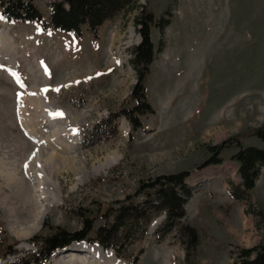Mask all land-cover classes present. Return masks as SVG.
<instances>
[{"label": "rangeland", "instance_id": "374dc122", "mask_svg": "<svg viewBox=\"0 0 264 264\" xmlns=\"http://www.w3.org/2000/svg\"><path fill=\"white\" fill-rule=\"evenodd\" d=\"M50 1L34 0L44 20ZM142 6L155 18L171 14L162 36L150 32L156 56L145 85L154 113L136 131L121 117L98 124L134 105L130 50ZM261 127L264 0H137L78 38L0 16V264L34 253L32 240L57 228L81 231L88 219L95 229L107 206L142 200L140 184L182 171L194 191L182 223L199 232L191 264H232L238 249L264 243V167L246 201L230 196L240 183L231 157L238 145L264 148L254 135ZM225 141L221 164L199 169ZM162 220L123 258L109 255L121 264H186L176 233L155 232ZM92 236L69 247L98 248Z\"/></svg>", "mask_w": 264, "mask_h": 264}, {"label": "trees", "instance_id": "16d2710c", "mask_svg": "<svg viewBox=\"0 0 264 264\" xmlns=\"http://www.w3.org/2000/svg\"><path fill=\"white\" fill-rule=\"evenodd\" d=\"M136 2L137 0H51L48 4V19L44 20L34 0H0V16L8 22L37 23L45 32L56 30L78 38L83 27H86L88 33L95 35L105 21L131 9ZM170 18L169 11L155 18L151 11L143 6L140 8L134 19L140 41L130 50V63L137 72V80L130 93L134 105L112 114L98 124L115 122L121 117L130 123L131 131H136L143 127L142 117L154 113L147 99L145 85L149 67L156 56L150 32L154 28L162 36L170 24ZM254 135L264 141V127L257 129ZM227 144L228 141H225L211 146L209 151L213 156L203 162L199 169L221 164L219 155ZM231 159L237 164L240 183L230 184V196L236 202L246 201L264 167V148L238 145V150ZM189 176V171L162 174L140 184L138 194H143L142 200L134 202L128 197L107 206L101 215L103 224L95 229L93 222L86 219L81 231L69 232L57 228L48 235L35 238L32 240L34 253L17 258L14 264H46L55 252L85 240L91 234L93 236L90 237V243L97 244L103 251L111 250L116 257L123 258L127 249L146 235L152 220L161 215L163 220L155 228V232L160 237L175 232L184 247L185 262L191 264L199 245V232L195 227L182 223L185 205L194 193L186 182ZM232 264H264V243L238 249Z\"/></svg>", "mask_w": 264, "mask_h": 264}, {"label": "bare ground", "instance_id": "6f19581e", "mask_svg": "<svg viewBox=\"0 0 264 264\" xmlns=\"http://www.w3.org/2000/svg\"><path fill=\"white\" fill-rule=\"evenodd\" d=\"M1 36L3 37V40L7 41V35L4 34ZM45 212V210L41 211L43 215L45 214ZM85 254L94 259L95 263L93 264H121L112 256L104 255L100 249L86 246L84 244L68 248L66 251L59 253L58 255L54 256L50 264H79L80 262H83L82 258L85 256Z\"/></svg>", "mask_w": 264, "mask_h": 264}, {"label": "snow or ice", "instance_id": "6c2138e0", "mask_svg": "<svg viewBox=\"0 0 264 264\" xmlns=\"http://www.w3.org/2000/svg\"><path fill=\"white\" fill-rule=\"evenodd\" d=\"M58 91V89H57ZM57 116H62L63 114L62 113H56Z\"/></svg>", "mask_w": 264, "mask_h": 264}, {"label": "water", "instance_id": "95a60500", "mask_svg": "<svg viewBox=\"0 0 264 264\" xmlns=\"http://www.w3.org/2000/svg\"><path fill=\"white\" fill-rule=\"evenodd\" d=\"M67 250V249H66ZM66 250H64V251H66Z\"/></svg>", "mask_w": 264, "mask_h": 264}]
</instances>
